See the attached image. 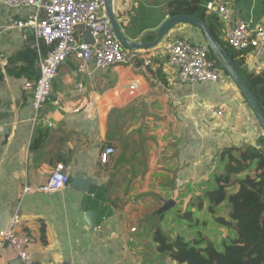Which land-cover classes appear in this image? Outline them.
Returning <instances> with one entry per match:
<instances>
[{"label":"crops","instance_id":"0c3cea01","mask_svg":"<svg viewBox=\"0 0 264 264\" xmlns=\"http://www.w3.org/2000/svg\"><path fill=\"white\" fill-rule=\"evenodd\" d=\"M171 1L114 0L113 11L121 26L129 27L128 33L123 28L125 34L139 40L173 16ZM216 1L195 5L206 8L204 21L225 42L233 24L208 10ZM227 2L234 18L264 26V0ZM30 12L0 0V226L20 214L18 233L31 241V264H186L158 250L157 227L172 238L201 241L197 247L210 241L224 252L238 233L217 221L228 216L227 203L212 213L208 194L218 188L214 179L228 163L224 149L264 146V130L225 71L224 83L178 78L164 45L177 39L206 42L203 31L178 23L157 47L143 50L153 58L141 69L90 66L82 73L78 59L70 56L50 99L35 115L32 91L25 88L39 74L35 37L29 29L7 24L9 17L25 19ZM83 32L78 29V37L91 40ZM246 60L248 72L264 71V46ZM255 95L264 110V89ZM218 108L222 115L215 114ZM107 146L115 153L103 163ZM57 163L65 165L70 183L54 193L39 191ZM256 168L254 160L236 178ZM26 185L33 190L24 193ZM226 189L233 194L239 185ZM163 200L174 204L160 214ZM186 211L191 218L181 217ZM151 216L159 217L157 225L146 221ZM3 255L0 264H25L10 247Z\"/></svg>","mask_w":264,"mask_h":264},{"label":"built area","instance_id":"2783aa9c","mask_svg":"<svg viewBox=\"0 0 264 264\" xmlns=\"http://www.w3.org/2000/svg\"><path fill=\"white\" fill-rule=\"evenodd\" d=\"M10 7H29L31 12L25 19L9 17L11 28L29 29L35 37L38 52L39 74L25 83L32 91L31 104L35 115L50 99L52 86L60 67L70 56L78 59V71L87 72L90 66L98 69L127 64L136 69L152 64L153 54L143 50H129L119 42L113 31L111 20L105 10V0H4ZM216 10L222 21L233 26L225 34V43L235 51L254 52L264 46V26L255 24L253 19L234 18L227 0H217L207 5ZM78 29L90 32L92 41L78 37ZM163 50L178 78L192 84L213 81L224 83L228 76L215 58L210 56L206 42L194 43L187 39L167 42ZM140 62L141 65L137 63ZM82 87L80 83L78 85ZM134 88V86H132ZM218 108L215 114L222 115ZM115 153L113 146H107L101 153V161L107 163ZM70 183V175L63 163H57L48 179L38 190L54 193ZM26 185L24 193L31 192ZM21 216L15 213L5 231H0V263L5 247H10L25 264H31L30 239L18 233ZM133 231H136L133 228Z\"/></svg>","mask_w":264,"mask_h":264},{"label":"trees","instance_id":"16d2710c","mask_svg":"<svg viewBox=\"0 0 264 264\" xmlns=\"http://www.w3.org/2000/svg\"><path fill=\"white\" fill-rule=\"evenodd\" d=\"M196 2L197 0H172L169 5L170 13L189 14L207 20L206 8L195 5ZM212 18L218 21L217 16ZM123 28L127 32L129 27L124 25ZM210 29L218 41L226 47L230 58L254 94L263 91L264 71L253 73L245 69L250 51H235L226 45L213 24H210ZM219 31L221 32V29ZM210 56L214 58L211 52ZM261 141L264 143V139ZM223 157L224 159L228 157V163L224 172L214 179L218 188L208 194L209 211L214 213L216 206L227 203L230 209L228 216L217 218V221L234 228L238 238L221 252L210 241L207 242L206 247H197L201 241L186 242L180 236L172 238L161 227H157L154 231V240L158 244V250L169 254L176 263L264 264V146L257 148L251 146L240 150L224 149ZM254 160L257 161L256 170L240 180L237 179L236 175L246 171ZM232 183L239 185V189L233 194L226 189ZM181 217L191 218L192 215L186 211Z\"/></svg>","mask_w":264,"mask_h":264},{"label":"water","instance_id":"95a60500","mask_svg":"<svg viewBox=\"0 0 264 264\" xmlns=\"http://www.w3.org/2000/svg\"><path fill=\"white\" fill-rule=\"evenodd\" d=\"M113 1L114 0H105V10L111 20L113 31L116 38L123 45V47L129 50H150L157 47L163 39L167 36L168 32L174 28L180 22H188L193 25L198 26L204 33L205 40L209 46L210 52L213 54L216 61L219 63L220 67L229 75V77L234 81V83L239 87L246 101L248 102L253 113L257 117L261 127L264 130V110L261 107L256 95L248 85L246 79L241 74L240 70L230 58L226 47L223 46L218 39L213 35L208 24L199 17L189 14H178L173 15L165 19V21L156 29H152L144 33V35L139 40H133L129 38L123 27L121 26L116 14L113 11ZM87 35L92 41L90 32H87ZM156 36L153 41H147L150 36ZM80 181V180H78ZM163 205L159 209L161 214L165 210L171 208L174 204V201L163 200ZM159 217H148L146 220L151 225H157ZM9 226V223L4 222L0 226V231H5Z\"/></svg>","mask_w":264,"mask_h":264}]
</instances>
